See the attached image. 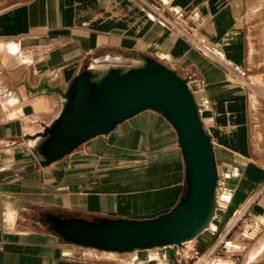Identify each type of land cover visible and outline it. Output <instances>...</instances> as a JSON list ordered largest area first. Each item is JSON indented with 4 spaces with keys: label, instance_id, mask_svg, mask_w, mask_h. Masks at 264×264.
Returning a JSON list of instances; mask_svg holds the SVG:
<instances>
[{
    "label": "crops",
    "instance_id": "crops-1",
    "mask_svg": "<svg viewBox=\"0 0 264 264\" xmlns=\"http://www.w3.org/2000/svg\"><path fill=\"white\" fill-rule=\"evenodd\" d=\"M243 5L244 0H0V47L18 46L21 60H30L21 61L12 73L16 57L0 50V264H178V253H205L223 232L234 240L231 251L240 255L239 264H264V165L257 169L240 163V157L219 160L215 150L218 136L227 139L237 154L243 145L241 124L236 123L240 109H235L243 91L234 82L233 70L244 59L239 31ZM104 55L125 63L137 55L151 56L188 77L191 89L204 99L202 110L205 104L210 110L202 120L211 135L219 182L226 175L229 182L242 176L244 185L224 213L226 197L234 190L220 194V183L209 226L182 246L135 254L89 248L126 261L120 263L106 262L84 251L87 248L62 241L42 226L36 214L151 218L168 211L185 183L174 127L147 109L41 166L32 146L52 120H40L41 129L30 133L35 123L26 122V117L35 106L46 107V99L23 102L21 97V110L7 99L20 86L28 94L25 72L30 88L48 72L55 74L53 83L64 87ZM5 62L8 68L3 67ZM51 106H57L54 119L59 108L52 102ZM253 188L260 193L254 191L239 208Z\"/></svg>",
    "mask_w": 264,
    "mask_h": 264
},
{
    "label": "water",
    "instance_id": "water-1",
    "mask_svg": "<svg viewBox=\"0 0 264 264\" xmlns=\"http://www.w3.org/2000/svg\"><path fill=\"white\" fill-rule=\"evenodd\" d=\"M135 57L139 64L112 66L102 75L87 65L64 90L47 85L64 99L58 115L37 135L40 140L32 146L33 153L39 165H47L125 119L152 109L177 133L185 165L183 193L171 209L151 218H87L45 211L43 227L78 247L126 252L181 246L203 232L215 214L219 175L213 143L189 78L151 56Z\"/></svg>",
    "mask_w": 264,
    "mask_h": 264
},
{
    "label": "rangeland",
    "instance_id": "rangeland-1",
    "mask_svg": "<svg viewBox=\"0 0 264 264\" xmlns=\"http://www.w3.org/2000/svg\"><path fill=\"white\" fill-rule=\"evenodd\" d=\"M239 31L244 46V59L243 62L240 65H237L233 70L235 74L234 82L243 91V96L238 99V102L235 101V109H240V115L236 123L241 124L239 127L242 131L243 145L241 151H239L240 154H237L233 146L226 142L227 139L225 140L218 136V143H215V150L219 155V160H221L220 157H231L232 159H227H231L233 162L234 158L240 157L242 158V160L239 161L240 163H250V165L252 164L256 166L257 169H261L262 165H264V0H244ZM106 57L111 59L116 58L110 55ZM106 57H104V59ZM25 60L27 63L30 62L27 58L24 60L19 59L16 61L17 65L11 64V69L9 71H12V73L17 71V69L21 67V61L25 62ZM3 67L8 68L9 65L5 62L3 63ZM64 82L66 84V81ZM190 82L191 87L194 88L193 82ZM15 84L17 83L15 82L14 86ZM17 86L18 85H16V87ZM196 97L201 103L204 101L202 96L196 95ZM231 102L234 101L231 100ZM45 103L46 107H39L37 105L33 108V112L30 117H26V122L30 121L35 123V125H31L32 130L30 133L41 129L40 120H53L57 106H51V102L48 99H46ZM206 107L207 106L205 104L202 110L203 119L205 115L207 116V114L210 113V110ZM14 109L15 112L18 111L16 108ZM29 125L30 124L27 123V126ZM118 165L120 166V164ZM119 166L116 168V171L121 170ZM236 169L239 172L242 171L240 167H236ZM220 171H222L221 166ZM260 171L261 170H259V173ZM229 179L230 177L226 175L223 176L220 181V194L223 190L227 191V189L232 188L234 190L232 196L228 195L226 197L228 203L224 206V213L228 211L229 203L233 200V195H236L237 192H239L244 186L242 176L234 177L233 182H229ZM254 191H256L257 194L260 193V189L254 190L253 188L240 204L239 208L244 202L252 197ZM239 208L236 211H238ZM44 212L45 211L37 212V218L43 221ZM85 217L91 218L93 216ZM84 251H87L91 253V255H95L96 257H99V259H103L106 262H126L118 256H101L96 250H91L89 248L84 249ZM135 253L136 250L133 254Z\"/></svg>",
    "mask_w": 264,
    "mask_h": 264
},
{
    "label": "bare ground",
    "instance_id": "bare-ground-1",
    "mask_svg": "<svg viewBox=\"0 0 264 264\" xmlns=\"http://www.w3.org/2000/svg\"><path fill=\"white\" fill-rule=\"evenodd\" d=\"M0 50L1 51H5L6 54H12L14 56H16V59L19 60V59H23L21 57V49L20 47L18 46H14V45H3L0 47ZM121 61V58L117 59H111V58H95L90 64H89V67L90 69H92L94 72H97L99 75H102L103 73H105L110 67L112 66H118V65H137L139 64L141 61L138 59V58H132V61H130L129 63H125V62H120ZM234 66V65H233ZM236 67V66H235ZM55 78V74L54 73H43L39 80H38V83L35 87L33 88H30L29 86H31L32 82L28 80V72H25V74L23 75V86L25 88V90L28 89V94H26L25 96V93H22L21 92V86L20 88L18 89L17 92H10L8 94V102L10 103V105H19V109L21 110V97L23 100V102H26L27 100H32V99H35L37 97H44L43 99H51V102H52V105H55L57 104L58 105V113L61 109V102L63 101V95L59 92H56L54 90H47V85H52L54 83H56L54 86H59L62 90H64L65 85L64 87H61L59 85V82H52V80ZM31 83V84H30ZM34 83V82H33ZM41 84V86H39ZM68 83V82H67ZM35 85V84H33ZM54 86H51V87H54ZM35 89L39 90V91H35ZM195 94V93H194ZM196 96V95H195ZM26 97V98H25ZM27 99V100H26ZM197 99V97H196ZM19 101V102H18ZM199 105H200V112L202 110V103L197 99ZM57 113V115H58ZM56 115V116H57ZM55 116V117H56ZM54 117V118H55ZM201 117H202V114H201ZM40 140V136L37 137V139L33 142V146ZM41 224L43 226V223L41 221ZM156 247H159V246H156ZM162 247V246H160ZM150 249V248H149ZM151 249H154V247H152ZM136 250H139V249H136ZM102 251H108V250H102ZM132 251H135V250H132ZM132 251H126V253H130ZM112 252H116V251H112ZM118 253H124V252H118Z\"/></svg>",
    "mask_w": 264,
    "mask_h": 264
},
{
    "label": "built area",
    "instance_id": "built-area-1",
    "mask_svg": "<svg viewBox=\"0 0 264 264\" xmlns=\"http://www.w3.org/2000/svg\"><path fill=\"white\" fill-rule=\"evenodd\" d=\"M229 235H230L229 233L223 232L215 240L214 244L205 253H198V252H195L194 254L178 253L176 258L177 263L178 264H223V260L226 259L229 262V264H239L240 255L233 253L231 251V247L234 245L235 242Z\"/></svg>",
    "mask_w": 264,
    "mask_h": 264
}]
</instances>
